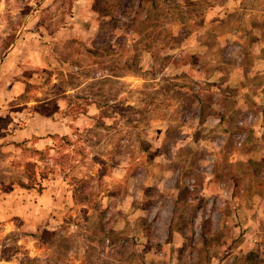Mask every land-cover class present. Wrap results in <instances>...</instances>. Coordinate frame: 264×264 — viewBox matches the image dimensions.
I'll return each instance as SVG.
<instances>
[{"label": "rangeland", "instance_id": "rangeland-1", "mask_svg": "<svg viewBox=\"0 0 264 264\" xmlns=\"http://www.w3.org/2000/svg\"><path fill=\"white\" fill-rule=\"evenodd\" d=\"M14 43L0 264H264V0H0Z\"/></svg>", "mask_w": 264, "mask_h": 264}, {"label": "crops", "instance_id": "crops-1", "mask_svg": "<svg viewBox=\"0 0 264 264\" xmlns=\"http://www.w3.org/2000/svg\"><path fill=\"white\" fill-rule=\"evenodd\" d=\"M87 1V0H86ZM78 2H82V1H78ZM86 4V6H87V3L86 2H82V5H85ZM76 6V9L78 8V5H75ZM74 6V7H75ZM92 12H94V13H96L95 11H93L92 10ZM88 27V24H86V26H82L81 28H80V30L78 31L81 35L82 34H84L85 32H86V28ZM66 31H69L70 29L69 28H64ZM88 30H89V28H87ZM62 30V29H61ZM72 30L73 29H71L70 30V32H72ZM62 31H64V30H62ZM16 48H17V46H16V43H14L10 48H9V50H8V52H7V54H6V56L5 57H3L2 58V60H1V62H0V65L1 64H5V62H6V64L8 63V62H11V63H13L14 62V60H16L18 57H17V50H16ZM34 59V58H33ZM12 74V73H11ZM13 79L14 78H12V81H13ZM15 81H18L19 82V77H17L16 78V80ZM13 83V82H12ZM13 86V85H12ZM11 90V89H10ZM32 122L31 121H29V120H27V122H26V124H25V126H24V128H23V132L24 131H26V128L27 127H29V125L31 124ZM60 126H62V127H65L64 125H61L60 123H58L57 121H55L54 123H51L50 121H49V124L47 125V127H48V129L47 130H45V129H42V130H40V129H37V130H34V131H29V133H24L23 134V136L24 137H27V136H29L31 133H38V134H42V133H47V132H58L59 131V128H60ZM21 131V132H22ZM21 134V133H20ZM258 146L257 147H255V149L257 150V149H260V147L259 146H261L262 144H260V143H258L257 144ZM264 145V144H263ZM256 154H257V159L256 160H264V155H263V158H262V154L259 152V151H257L256 152ZM263 165H264V163H263ZM237 204H240V202L238 201V203ZM263 204H264V202H263ZM241 208H239V210H240ZM244 209V208H243Z\"/></svg>", "mask_w": 264, "mask_h": 264}, {"label": "trees", "instance_id": "trees-1", "mask_svg": "<svg viewBox=\"0 0 264 264\" xmlns=\"http://www.w3.org/2000/svg\"><path fill=\"white\" fill-rule=\"evenodd\" d=\"M93 11L97 12L98 14H100L99 11L97 9H95V8H93ZM47 136L51 137L52 135H47ZM11 176H13L15 178L14 180H12V182H15L17 185H22L23 184L22 180H21V178H22L21 175L15 174V175H11ZM25 178L30 179L33 182V184H37L34 181V178L32 176H30L29 174H26Z\"/></svg>", "mask_w": 264, "mask_h": 264}]
</instances>
